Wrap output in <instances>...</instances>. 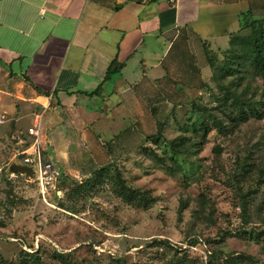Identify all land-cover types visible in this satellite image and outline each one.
<instances>
[{
    "label": "rangeland",
    "instance_id": "obj_1",
    "mask_svg": "<svg viewBox=\"0 0 264 264\" xmlns=\"http://www.w3.org/2000/svg\"><path fill=\"white\" fill-rule=\"evenodd\" d=\"M187 41L107 159L76 178L53 159L60 175L45 196L10 172L40 111L0 68V264H264V81L222 78L229 46ZM227 89L260 116L233 122Z\"/></svg>",
    "mask_w": 264,
    "mask_h": 264
},
{
    "label": "crops",
    "instance_id": "obj_2",
    "mask_svg": "<svg viewBox=\"0 0 264 264\" xmlns=\"http://www.w3.org/2000/svg\"><path fill=\"white\" fill-rule=\"evenodd\" d=\"M247 11L264 0H0V68L38 106L45 157L76 178L107 159L174 51L191 35L228 44Z\"/></svg>",
    "mask_w": 264,
    "mask_h": 264
},
{
    "label": "trees",
    "instance_id": "obj_3",
    "mask_svg": "<svg viewBox=\"0 0 264 264\" xmlns=\"http://www.w3.org/2000/svg\"><path fill=\"white\" fill-rule=\"evenodd\" d=\"M239 24L237 31L228 34L227 46L230 48L228 51L230 59L229 64L222 69V78H233L237 75L242 78L251 74L264 81V20L254 19L247 12L240 18ZM210 67L212 71L217 70L213 63ZM117 73H119L118 69L110 70L107 79H111ZM245 99L233 89H227L225 101H231L234 115L230 117L233 122L237 120L246 122L250 117L260 116L261 111L256 107V104L247 97ZM242 103L245 105L242 106ZM201 126L204 130V138H206L210 126L205 122H202ZM179 141L174 140L170 143L173 152L180 145ZM174 153L177 154L178 152ZM247 216V208L244 206V220L247 219ZM30 257L33 258V261H36L35 264H38V256L30 255Z\"/></svg>",
    "mask_w": 264,
    "mask_h": 264
},
{
    "label": "built area",
    "instance_id": "obj_4",
    "mask_svg": "<svg viewBox=\"0 0 264 264\" xmlns=\"http://www.w3.org/2000/svg\"><path fill=\"white\" fill-rule=\"evenodd\" d=\"M42 129V119L38 115L34 125L28 131L31 141L24 152L27 158L23 164L33 168L34 179L39 185L41 194L45 196L50 189L55 188L60 174L55 164L44 155L47 149L42 142Z\"/></svg>",
    "mask_w": 264,
    "mask_h": 264
},
{
    "label": "water",
    "instance_id": "obj_5",
    "mask_svg": "<svg viewBox=\"0 0 264 264\" xmlns=\"http://www.w3.org/2000/svg\"><path fill=\"white\" fill-rule=\"evenodd\" d=\"M10 172L16 175H23L29 179H34V170L32 167L23 163H15L10 167Z\"/></svg>",
    "mask_w": 264,
    "mask_h": 264
}]
</instances>
